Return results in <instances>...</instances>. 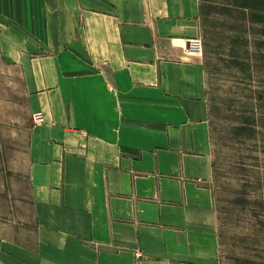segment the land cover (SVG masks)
Returning <instances> with one entry per match:
<instances>
[{
  "label": "crops",
  "instance_id": "obj_1",
  "mask_svg": "<svg viewBox=\"0 0 264 264\" xmlns=\"http://www.w3.org/2000/svg\"><path fill=\"white\" fill-rule=\"evenodd\" d=\"M201 11L0 0V71L27 105L23 126L0 118V195L24 186L0 208L29 207V227L0 222V264L217 263L206 69L188 49Z\"/></svg>",
  "mask_w": 264,
  "mask_h": 264
},
{
  "label": "rangeland",
  "instance_id": "obj_2",
  "mask_svg": "<svg viewBox=\"0 0 264 264\" xmlns=\"http://www.w3.org/2000/svg\"><path fill=\"white\" fill-rule=\"evenodd\" d=\"M243 2L246 0H201L202 51H192L188 44L191 54L205 66L212 112L216 170L211 187L220 240L216 264H264V58H256L259 52L264 56V46L259 45L264 35L258 22L252 21L253 11L244 8ZM12 74L15 83L20 80L15 87L10 85ZM0 86L1 120L22 125L27 107L22 78L17 71H0ZM7 112H14L15 118H8ZM245 126L253 134L239 132L237 136V128ZM19 186L20 191L8 192L12 202L14 197L16 201L20 195L23 198L24 186L15 185ZM8 193L0 195V207ZM28 208L15 203L9 217L0 208V222L10 219L29 227Z\"/></svg>",
  "mask_w": 264,
  "mask_h": 264
},
{
  "label": "trees",
  "instance_id": "obj_3",
  "mask_svg": "<svg viewBox=\"0 0 264 264\" xmlns=\"http://www.w3.org/2000/svg\"><path fill=\"white\" fill-rule=\"evenodd\" d=\"M243 7L246 9H251L253 11L252 21L258 22L257 25L260 26V32L262 33V35H264V0H246V2H243ZM259 45L264 46V42L259 43ZM262 54H263L262 52H259L256 58H258V60H262L264 58ZM248 125H250V123L246 124V126ZM246 126L244 128H237L236 135L239 136L238 134L239 132H244V133H248L251 136L253 134L252 132L253 130L251 129V127L247 129ZM213 168L215 172L216 168L214 163H213Z\"/></svg>",
  "mask_w": 264,
  "mask_h": 264
},
{
  "label": "built area",
  "instance_id": "obj_4",
  "mask_svg": "<svg viewBox=\"0 0 264 264\" xmlns=\"http://www.w3.org/2000/svg\"><path fill=\"white\" fill-rule=\"evenodd\" d=\"M188 44L192 51H202V43L199 39L192 40ZM34 121L36 124H43L44 118L40 114H38L34 116Z\"/></svg>",
  "mask_w": 264,
  "mask_h": 264
}]
</instances>
